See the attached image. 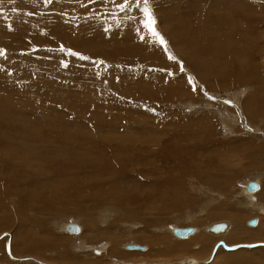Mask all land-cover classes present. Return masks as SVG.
<instances>
[{"label": "rangeland", "instance_id": "rangeland-1", "mask_svg": "<svg viewBox=\"0 0 264 264\" xmlns=\"http://www.w3.org/2000/svg\"><path fill=\"white\" fill-rule=\"evenodd\" d=\"M145 9L154 25L145 26ZM0 50V208L7 207L0 215L13 211L17 217L0 226V264H154L144 258L157 257L158 248L168 253L157 258L172 264H212L218 253L237 251L240 262L264 264V0H0ZM167 116L184 121L177 124L182 129L171 131ZM91 136L95 148L105 137H119L106 142L113 147L107 156L116 176L98 174L108 169H99L93 148L82 142ZM153 137H159L156 144ZM136 138L153 151L140 155L149 162L136 160ZM117 154L129 162L116 164ZM230 158L234 165L226 166ZM130 163L142 169L131 171ZM39 167L58 175L55 168L63 169L65 185L73 181L66 178L69 171L80 178L95 174L89 179L95 182L101 176L103 184L93 182L102 186L95 188L100 200L69 199L38 210L29 202L39 205V193L62 191L53 174H45L47 184L28 177ZM137 174L147 178L143 185L156 184L151 193L164 199L148 201L151 196L143 205L117 196L119 188L137 189ZM161 178L170 182L168 190ZM250 181L259 189L248 196ZM139 187V194L149 190ZM20 203L27 208L21 207V216ZM67 207L77 214L62 216ZM251 218L256 226L246 225ZM73 222L82 233L58 229ZM221 222L230 225L236 242L227 232L219 239L208 234L206 228ZM174 227L194 233L178 239L170 232ZM205 234L214 244L204 260L179 250ZM155 240L156 246L150 243ZM195 243L191 250L200 249L201 242ZM129 244L143 250H127Z\"/></svg>", "mask_w": 264, "mask_h": 264}, {"label": "bare ground", "instance_id": "bare-ground-1", "mask_svg": "<svg viewBox=\"0 0 264 264\" xmlns=\"http://www.w3.org/2000/svg\"><path fill=\"white\" fill-rule=\"evenodd\" d=\"M238 9V8H237ZM130 24V23H129ZM241 53V52H240ZM243 56V55H242ZM250 56V55H249ZM247 57H248V55H247ZM241 59V58H240ZM249 59V58H248ZM238 61H240V60H238ZM242 64V63H241ZM234 67H236V68H238L239 67V69L241 68L239 65H237V63H236V66H234ZM257 67V66H256ZM241 69H243V68H241ZM224 70V69H223ZM237 70V69H236ZM220 72V71H219ZM220 75V74H219ZM240 79V77L237 79V81ZM249 79V78H248ZM247 80V79H246ZM250 80V79H249ZM226 81V80H225ZM240 81V80H239ZM243 81V80H242ZM248 81V80H247ZM250 82H251V80H250ZM166 84H167V82H166ZM227 85V84H226ZM242 92V91H241ZM240 92V93H241ZM233 96V95H232ZM242 96V95H241ZM238 98V97H237ZM214 100V99H213ZM251 100V99H250ZM131 109V108H130ZM147 116V115H146ZM168 117V119H169V116H167ZM201 119V118H200ZM153 120V119H152ZM181 120V119H180ZM184 120V119H183ZM169 124H167V126H169L170 127V129H171V131L172 130H176L175 129V127L176 126H178L179 128H181V127H183V125H177V124H183L184 123V121H182V122H180L179 120H177L176 122H174V121H172L171 122V120L169 119ZM187 122V121H186ZM189 122V121H188ZM201 123V122H200ZM156 124V123H155ZM154 124V126L156 127V129L157 128H159V127H164V126H166V125H155ZM187 124V123H186ZM191 124V123H190ZM195 124V123H194ZM176 125V126H175ZM185 125V124H184ZM130 126V125H129ZM136 125H134V127H135ZM174 126V127H173ZM177 128V127H176ZM184 128H185V126H184ZM186 128H188V127H186ZM182 129V128H181ZM192 129V128H191ZM162 130V129H161ZM178 130V129H177ZM180 130V129H179ZM178 130V131H179ZM203 130V129H202ZM170 131V130H169ZM193 132V131H192ZM143 137H147V136H143ZM173 137V136H172ZM91 138H92V136H91ZM101 138H103V136L101 137ZM118 138L119 137H110L109 136V139L107 138V137H105V142H103L102 141V143H100L99 144V146H98V148H95L94 146H95V144H96V146L98 145L97 143H94V141H95V139H90V140H86V141H82V142H88V144H89V146L91 147V148H93L92 150H94V157L95 158H97V160L99 161V169L100 170H103V171H106V169H108V171H106L105 173L106 174H104V173H99L98 171H96V170H94V171H96V172H98V174H100L102 177H105V176H107L108 177V175L109 174H115V176L117 175L115 172H116V170L114 169L115 167H113V166H111V164H112V162L111 161H109V157L107 156V153H109L110 152V148H113V147H110V145L109 144H106V142H109V143H115V142H117L118 141ZM154 138V137H153ZM83 139V138H82ZM152 139V138H151ZM156 139H159V137L158 138H156ZM155 138H154V143H155V141H157ZM190 139V138H189ZM193 139V138H192ZM102 140V139H101ZM100 140V141H101ZM144 139H137L136 138V141L135 140H131V142L133 143L132 145H134L135 147H136V151H135V153L137 154V157H136V160H138V161H140V162H144V159L145 158H147L148 159V162L150 161L149 159V157H147V155H151V153H153V151H149L150 150V148H147V151H146V148H144V144L142 143V141H143ZM170 140H172V139H168L167 138V141H166V145L168 146V142L170 141ZM198 140V139H197ZM98 141H99V139H98ZM97 141V142H98ZM99 141V142H100ZM123 141V139H121L120 141H119V143L120 142H122ZM147 141V140H146ZM192 141V140H191ZM201 141V140H200ZM98 142V143H99ZM144 142V141H143ZM162 142V141H161ZM194 142H196V141H194ZM74 143H77V142H74ZM80 143V142H79ZM148 143L149 144H152V142L150 143L149 142V140H148ZM158 144H160L159 143V140H158V142H157ZM198 143V142H197ZM156 144V143H155ZM235 145V144H234ZM79 146H81V145H79ZM148 146V145H147ZM153 146V145H152ZM203 146V145H202ZM237 146V145H236ZM235 146V147H236ZM78 147V146H77ZM110 147V148H109ZM174 148L176 147V146H173ZM172 147V148H173ZM232 147V146H231ZM259 147V146H258ZM96 149L98 150V152L96 151ZM115 149V148H114ZM158 149V148H157ZM157 149L155 150V154L157 153ZM258 149V148H257ZM257 149H255L254 151H257ZM160 150V149H159ZM172 150V149H171ZM228 150H230V149H228ZM264 150V149H263ZM262 150V151H263ZM109 151V152H108ZM116 151H118V150H116ZM128 151H130V150H128ZM173 151V150H172ZM213 151H215V150H213ZM261 151V152H262ZM123 152V151H122ZM122 152H119V155L120 154H122ZM150 152V153H149ZM161 152H163V151H161ZM168 152V151H167ZM142 153H145V154H147L146 155V157L144 158V157H142V156H140V155H143L144 156V154H142ZM183 153V152H182ZM163 154V153H162ZM263 153H261V155H262ZM119 155L117 154L114 158H113V161H115L116 162V164L117 163H128L129 161L128 160H126L125 158V160L126 161H123V159H120V157H119ZM153 155V154H152ZM254 155V154H253ZM257 155V154H256ZM259 155H260V153H259ZM90 156H92V155H90ZM163 156H165V155H163ZM167 156V155H166ZM100 158H102V159H100ZM142 158H144V159H142ZM157 158V157H156ZM252 158V157H251ZM105 159H108V163H106L105 164V167H103L102 165V163L105 161ZM90 160V159H89ZM229 161H227V162H225V165L227 166V165H230L231 166V163L233 162L232 160H233V158H230V159H228ZM72 161V160H71ZM166 161V160H165ZM169 161V160H168ZM167 161V162H168ZM153 163V162H152ZM154 164V163H153ZM168 164V163H167ZM233 164V163H232ZM129 165V164H128ZM141 165V164H140ZM139 165V166H140ZM155 165V164H154ZM234 165V164H233ZM130 166H131V171H133V170H138V169H142L141 168V166L139 167V168H137L138 166L136 165H132V163H130ZM16 166L15 165H12V169H11V171H14V168H15ZM51 167V166H50ZM49 167V168H50ZM103 167V168H102ZM157 167V166H156ZM251 167H253V165H251ZM40 169L39 170H37V171H33V172H27L28 174H31V175H29L28 177L30 178V177H38V178H43V183L45 182L46 184H47V182H49V180H48V178H46V176H48L47 174H53L54 175V177L57 179V180H54L55 182L53 183V184H60L61 186H62V191H56V190H50V189H52V188H46L47 189V191H48V194H47V192H46V194H43V193H39L38 194V199H37V202L36 203H38L39 205H36V204H34V203H32V201H30L29 203H30V205L32 204L33 206H36L35 208H38V210H43V211H46L47 209H49V208H51V204H57V203H61L62 205H64L65 203H66V201L67 200H69V199H73V200H76V201H79V202H82V200H87V199H90L91 201H94V200H96V201H99L100 200V198H97V196H100L101 195V193L100 192H98V191H96V189L95 188H102V186H96L95 184H97V185H101V184H103V182L101 181V176H99L100 177V179H99V181L98 182H95L96 180H92V181H90L89 179H92V178H98V177H96L95 176V174H90L89 175V177H88V173L87 174H84V175H82L81 176V178L82 177H84V178H86L87 180H88V184H84V186L83 187H81L80 186V184H82V181L80 180L81 178H80V176L78 175V174H74V176L71 174L72 172L71 171H69L70 172V174L66 177V178H73V181L71 182V185L69 184V185H65L66 183H64V182H66L65 181V173L62 171L63 169H60V170H57L56 168H55V172L57 173V171H61V174L59 173V175L58 174H55L54 172H52V173H49L48 171H47V169H48V167H47V169L46 168H43V169H41V167H39ZM146 168V167H145ZM168 168V167H167ZM231 168V167H230ZM95 169V168H94ZM97 169V168H96ZM156 169H158V168H156ZM139 170V173H142L141 171ZM31 171V170H30ZM147 171V170H146ZM18 171H16V173H17ZM75 172V171H74ZM73 172V173H74ZM138 172V171H137ZM13 173V172H12ZM93 173V172H92ZM159 173H161V172H159ZM45 174H46V176H45ZM108 174V175H107ZM164 174V173H163ZM173 174H175V173H173ZM178 174V173H177ZM185 174V173H184ZM13 175V174H12ZM121 175V174H120ZM157 175V174H156ZM179 175V174H178ZM212 175H214V174H212ZM256 175V174H255ZM259 175V174H258ZM19 176V175H18ZM44 176V177H43ZM50 176H52V175H50ZM138 176H140V175H135V179H133L134 180V182H135V187L137 188V189H135V191L134 192H132L131 190H129L128 188V190H122L121 191V188H119V187H116V188H119V191L120 192H118L117 193V196H121L122 197V199L124 198H127V199H131V198H135V200H134V203H136V202H140V203H143V202H141V200H143V199H147V198H149V197H151L152 196V199L151 200H148V201H153V202H155V200L156 199H154L155 198V196L157 195L159 198V200H163L164 199V195H160L159 193H158V191L157 192H155V193H151L152 192V190L154 189V187H155V185H153V182L151 183V185H143V183H141V182H143V181H147V178H144V179H138L137 177ZM159 176V175H158ZM164 177V176H163ZM180 177V176H179ZM258 177V176H257ZM256 177V178H257ZM32 178H30V179H32ZM45 178V179H44ZM117 178H121V177H117ZM156 178V177H155ZM199 178V177H198ZM212 178H215V177H212ZM211 178V179H212ZM255 178V179H256ZM104 179V178H103ZM109 179V178H108ZM111 179V178H110ZM113 179V178H112ZM111 179V180H112ZM217 179V178H216ZM258 179V178H257ZM71 180V179H70ZM105 180V179H104ZM154 180V179H153ZM162 180V181H161ZM164 180H166V179H164ZM197 180V179H196ZM32 181V180H31ZM162 182V187H163V189L164 188H167L166 190H168L169 189V186H170V182H166V181H168V180H166L165 182L163 181V179L161 178L160 180H159V182ZM215 181V180H214ZM213 181V182H214ZM67 182H68V180H67ZM95 184H94V183ZM250 182H255V181H250ZM19 183V182H18ZM22 183V182H21ZM20 183V184H21ZM146 183V182H145ZM144 183V184H145ZM249 183V182H248ZM256 183V182H255ZM134 184V183H133ZM148 184H150V183H148ZM157 184H159V183H157ZM26 185V183L25 184H23V186H25ZM37 185V184H36ZM160 185V184H159ZM210 185V184H209ZM212 186V188H214V189H216V190H221L222 188V186H220V185H217L216 184V186H215V184H214V186H213V184H211ZM248 185V184H247ZM11 186V185H10ZM28 186V185H27ZM46 186V185H45ZM44 186V187H45ZM49 186V185H48ZM90 186V193H88L89 192V190H88V187ZM115 186H116V184H115ZM139 186H142V187H145V188H148L149 190L148 191H146L144 194H143V192H140V194L138 193V190L139 189H141ZM256 186H258V188L257 189H259V185H258V183H256ZM110 187V186H109ZM160 187V186H159ZM171 187V186H170ZM247 187V186H246ZM27 188V187H26ZM39 188V187H38ZM112 188V187H111ZM14 189V188H13ZM43 189V188H42ZM46 189L44 190V191H46ZM59 189V188H58ZM108 189V188H107ZM133 189V190H134ZM156 189V188H155ZM10 190V189H9ZM50 190V191H49ZM87 190H88V192H87ZM114 190H117L118 191V189H114ZM113 190V191H114ZM200 190V189H199ZM243 190V189H242ZM245 190H247V188H245ZM244 190V192L248 195V194H250L251 192H249L248 193V191L246 192ZM14 191V190H13ZM129 191V193H127ZM255 191H257V190H255ZM108 192V191H107ZM211 192V191H210ZM254 192V191H253ZM68 193H71V196H69L68 195ZM110 193V192H109ZM87 194H88V196H87ZM243 194V193H242ZM252 194V193H251ZM25 195V194H24ZM113 195V194H112ZM241 195V194H240ZM244 195V194H243ZM261 195V194H260ZM108 196V195H107ZM106 196V197H107ZM249 196V195H248ZM253 196V195H252ZM251 196V197H252ZM31 199V198H30ZM256 199V198H255ZM262 199H264V195L261 197V200ZM179 200V199H178ZM183 200V199H182ZM249 200V199H248ZM2 201V200H1ZM54 201H56V202H54ZM252 200H250V202H251ZM254 201V200H253ZM20 202V201H19ZM19 202H17V203H19ZM54 202V203H53ZM126 202V201H125ZM129 202H131L130 200H129ZM144 202H147V201H144ZM249 202V203H250ZM104 203V202H103ZM106 203V202H105ZM5 204V203H4ZM96 205H98V203L96 202ZM125 204H123V206H124ZM143 205H146L145 203H143ZM143 205H137V206H135V207H140V208H142L143 207ZM252 205V204H251ZM6 206H2L1 208L3 209V208H5ZM21 207H24L25 209H27L26 208V206L23 204V203H20L19 204V206L16 208V211H17V214L19 215V216H21L22 215V212L24 211V210H22L21 209ZM40 207V208H39ZM64 207V206H63ZM125 207V206H124ZM134 207V208H135ZM145 207V206H144ZM148 207V206H147ZM248 207H249V205H248ZM251 207V206H250ZM249 207V208H250ZM0 208V209H1ZM7 208V207H6ZM68 208V207H67ZM63 208L62 209V211H60V213H61V215L63 216V215H65V214H77V210H75V209H70V208ZM126 209H127V205H126V207H125ZM125 208H124V210H125ZM137 208H136V210H137ZM174 208V207H173ZM248 208V209H249ZM256 208V207H255ZM259 208V207H258ZM257 208V209H258ZM9 209V208H8ZM77 209V208H76ZM112 209H113V207H112ZM253 209V208H252ZM257 209H256V211H257ZM261 209V208H260ZM116 210V209H115ZM253 210H255V209H253ZM2 211V210H1ZM10 211V210H9ZM107 211H109V209L107 210ZM141 211V210H140ZM260 211V210H259ZM3 212V211H2ZM2 212H0V213H2ZM113 211L111 210V212L110 213H112ZM132 212V211H131ZM255 212V211H254ZM263 212H264V210H263ZM107 213H109V212H107ZM153 213V212H152ZM258 213V212H257ZM7 214V215H6ZM6 214L4 213V216H3V214H1L0 215V226H2V223H8V220H10V218L9 217H11V219L14 217V219L15 218H17L16 216H15V212H11V213H8V212H6ZM128 214H129V212H128ZM128 214H126V215H128ZM131 214H134L135 215V212H132ZM131 214H130V217H131ZM260 214V213H259ZM263 214V213H262ZM112 215V214H111ZM110 215V216H111ZM133 215V216H134ZM109 216V215H108ZM110 216H109V218H110ZM262 216H264V215H262ZM189 217V216H188ZM128 218V217H127ZM231 219V218H230ZM233 219V218H232ZM235 219V218H234ZM240 219H242V218H240ZM252 219V218H251ZM19 220H23V219H20L19 218ZM142 220V219H141ZM16 221V220H15ZM231 221V220H230ZM238 221V220H237ZM249 221V220H248ZM9 222H11V221H9ZM149 223H158V222H156V221H148ZM226 222H228V221H226ZM226 222H224V226H225V228H224V232H222V233H218V234H216L217 232H212V233H210L211 231H210V227L209 228H206V230L208 229L210 232H208V234H211L212 236H214V237H217V239H219V238H222V236L224 237V235H225V233L227 232V230H228V228H229V226L230 225H228V223H226ZM245 222V221H244ZM74 223V222H73ZM66 223V224H68V225H59V227H58V229H66V231L68 232V233H72V234H79L78 232H69V230H68V227L69 226H76V227H78V229H79V232H83V230H81L80 229V225H76V223ZM78 223V222H77ZM136 223V222H135ZM151 224V225H152ZM258 223L256 222L253 226H256ZM14 224L12 223V225H11V228H13L12 226H13ZM214 225V224H213ZM231 225H233L232 224V222H231ZM237 225H239V223L237 224ZM247 225V224H246ZM154 226V225H153ZM253 226H251V227H253ZM39 227V226H38ZM41 227V226H40ZM258 227H259V225H258ZM264 227V226H263ZM44 228V226H42V229ZM174 228H176V227H174ZM174 228H172L171 229V231L170 232H172V230L174 229ZM236 228H240L241 229V227H239V226H237ZM235 228V229H236ZM249 229L248 230H250V227H248ZM256 228V227H255ZM2 229V228H1ZM0 229V230H1ZM22 229V228H21ZM114 229V228H113ZM235 229H233V230H235ZM244 229V228H243ZM262 229V228H261ZM261 229H258V230H261ZM44 230V229H43ZM255 230V229H254ZM264 230V229H263ZM220 231H222V230H220ZM220 231H218V232H220ZM228 231H232V229L230 230H228ZM250 231H252V230H250ZM37 232V231H36ZM39 232V231H38ZM253 232V235H254V233H256L255 231H252ZM259 231H257V233H258ZM261 234H260V239H264V231H262L261 230ZM193 233H194V230H193ZM193 233H191L190 235H192ZM229 233H231V232H229ZM236 233V232H235ZM172 234H173V232H172ZM208 234H205L204 236H197V237H195V238H192L191 240H189V241H187L189 244L188 245H186V246H183V243H182V245H179L180 246V249L179 250H181V251H185V252H187V253H191L192 255L191 256H193V257H195V258H192V259H194V260H197V261H202V260H204L207 256H208V254H209V252H210V250H211V247L213 246V239H211L212 237L210 236V235H208ZM227 234H228V232H227ZM16 235H18V233L16 234ZM82 235V234H81ZM189 235V236H190ZM201 235V234H200ZM229 235V234H228ZM228 235H227V237H228ZM251 236H253L252 234H250ZM249 235V236H250ZM29 236V235H28ZM173 236H174V234H173ZM251 236H250V239L251 240H253L254 241V238L252 237L251 238ZM257 236H258V234H257ZM175 238H177L176 236H174ZM235 237V239L236 240H234V241H231V242H236L237 241V238H236V236H230L229 235V237H228V239L229 240H231V239H233ZM248 237V236H247ZM29 238H31V237H29ZM157 238V237H156ZM249 238V237H248ZM247 238V239H248ZM28 239V238H27ZM34 239V238H33ZM82 239V238H81ZM178 239H184V238H178ZM227 239V238H226ZM238 239H240V238H238ZM24 240V239H23ZM163 240V239H162ZM200 241L201 242V246L199 247L200 249H197V247L196 248H194V249H192L191 250V245L190 244H192V243H194V244H196L195 243V241ZM205 240V241H204ZM241 240V239H240ZM82 241V240H81ZM204 241V242H203ZM258 241V240H257ZM261 241V240H260ZM158 240L156 241H154V243L153 242H150L151 244H153L154 246H156V245H158ZM186 242V243H187ZM230 242V243H231ZM262 242V241H261ZM145 243V242H144ZM164 243H166L165 241H164ZM24 244H27L26 242L24 243ZM107 245L109 244V243H106ZM150 244V245H151ZM172 244V243H171ZM193 244V245H194ZM231 244H234V243H231ZM237 244V243H236ZM243 244V243H242ZM84 245V244H83ZM129 245H131V244H129ZM129 245H127V246H129ZM146 245H147V243H146ZM166 244H164V246H165ZM170 245V244H169ZM189 245H190V247H189ZM27 246V245H26ZM78 246H80V244H78ZM82 246V245H81ZM137 246V245H136ZM199 246V245H198ZM137 247H139V246H137ZM22 248L24 249L25 248V245H23L22 246ZM82 248V247H81ZM114 248V247H113ZM125 248H126V246H125ZM143 248V247H142ZM148 248V247H147ZM151 248V247H150ZM162 248H166V247H162ZM22 249V250H23ZM79 249V248H78ZM152 249V248H151ZM155 249V248H154ZM153 249V250H154ZM85 250V249H84ZM113 250H115V249H113ZM118 250H116V252H117ZM158 254H157V257H159L160 255H164V254H166V253H168L165 249H164V251H160V249L158 248ZM156 251V252H157ZM202 251H204V254L203 255H201L200 253L202 252ZM237 252H239V251H237ZM237 252H235V253H227V254H224V253H218V255L217 256H215V258H214V260H213V262H212V264H260L259 262H258V260H256V261H254L253 259H249V260H245V262H240V260H243L244 258H242V257H239L241 254H242V252H241V254H239V255H235ZM259 252H261V250L260 249H258L256 252H254V253H259ZM134 253V252H133ZM147 252H145V254H146ZM244 253V252H243ZM150 254V253H149ZM246 254V253H245ZM252 254V253H251ZM260 254V253H259ZM152 255L150 254V256H148V255H145V258L144 259H146L147 260V262H149V263H154V264H172V262H167V261H165V260H162L161 258H157L156 256H155V258H154V256L153 257H151ZM252 256V255H251ZM172 257V256H171ZM189 259V258H188ZM240 259V260H239ZM246 259V258H245ZM185 260H186V258H185ZM173 261V260H172ZM179 261H184V259L182 260V259H177V263L179 262ZM196 261V262H197ZM176 262H173V263H176ZM190 262V261H189ZM248 262H251V263H248ZM180 263V262H179ZM191 264H193L192 262H190ZM203 263V262H202ZM142 264V263H141ZM186 264V263H185Z\"/></svg>", "mask_w": 264, "mask_h": 264}, {"label": "water", "instance_id": "water-1", "mask_svg": "<svg viewBox=\"0 0 264 264\" xmlns=\"http://www.w3.org/2000/svg\"><path fill=\"white\" fill-rule=\"evenodd\" d=\"M247 191L248 192H253L255 190H257L258 186H256V183L255 182H249L248 185H247ZM256 223V220L255 219H251L247 222V225L248 226H253L254 224ZM225 226L222 224V223H217V224H214L212 225L209 229L211 232H218L220 230H224ZM68 230L69 232H79V229L78 227L76 226H69L68 227ZM193 228L192 227H186V228H174L172 230L174 236H176L177 238H186L188 237L191 233H193ZM126 249L127 250H137V249H142V247H137L136 245H129V246H126Z\"/></svg>", "mask_w": 264, "mask_h": 264}, {"label": "snow or ice", "instance_id": "snow-or-ice-1", "mask_svg": "<svg viewBox=\"0 0 264 264\" xmlns=\"http://www.w3.org/2000/svg\"><path fill=\"white\" fill-rule=\"evenodd\" d=\"M144 3L147 4L148 0H144ZM145 12L147 13L148 18H149L148 21L145 22V26H148V23H151L152 25H154L155 21H154V18H152L150 11L148 9H145ZM153 34L157 36L159 35L158 33H155V32H153ZM161 42L163 43L162 38H161ZM3 54H4L3 50H0V56H2Z\"/></svg>", "mask_w": 264, "mask_h": 264}]
</instances>
